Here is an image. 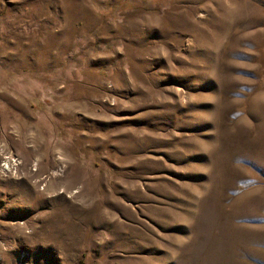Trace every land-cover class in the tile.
<instances>
[{
	"label": "rangeland",
	"instance_id": "rangeland-1",
	"mask_svg": "<svg viewBox=\"0 0 264 264\" xmlns=\"http://www.w3.org/2000/svg\"><path fill=\"white\" fill-rule=\"evenodd\" d=\"M0 264H264V0H0Z\"/></svg>",
	"mask_w": 264,
	"mask_h": 264
},
{
	"label": "built area",
	"instance_id": "built-area-1",
	"mask_svg": "<svg viewBox=\"0 0 264 264\" xmlns=\"http://www.w3.org/2000/svg\"><path fill=\"white\" fill-rule=\"evenodd\" d=\"M11 163H12V166L14 167V166H18L20 162L17 160L16 157H14V158L12 159Z\"/></svg>",
	"mask_w": 264,
	"mask_h": 264
}]
</instances>
